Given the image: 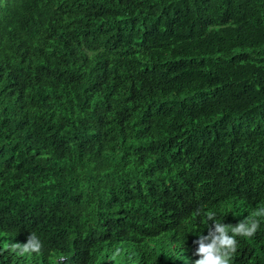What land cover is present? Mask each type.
Returning a JSON list of instances; mask_svg holds the SVG:
<instances>
[{
	"label": "trees",
	"instance_id": "16d2710c",
	"mask_svg": "<svg viewBox=\"0 0 264 264\" xmlns=\"http://www.w3.org/2000/svg\"><path fill=\"white\" fill-rule=\"evenodd\" d=\"M261 208L264 0H0V264H195L210 213L264 264Z\"/></svg>",
	"mask_w": 264,
	"mask_h": 264
},
{
	"label": "clouds",
	"instance_id": "9594fccd",
	"mask_svg": "<svg viewBox=\"0 0 264 264\" xmlns=\"http://www.w3.org/2000/svg\"><path fill=\"white\" fill-rule=\"evenodd\" d=\"M254 216L264 217V208L255 212ZM207 218L214 221V226L209 228L208 235H201L194 241L198 245L195 255L199 257L195 264H231L238 246L236 237L252 238L259 228V220L255 218L239 221L234 226L216 223L214 213L208 214ZM42 247L35 233L29 235L26 243L5 245L7 250L18 252L21 256L40 254Z\"/></svg>",
	"mask_w": 264,
	"mask_h": 264
}]
</instances>
